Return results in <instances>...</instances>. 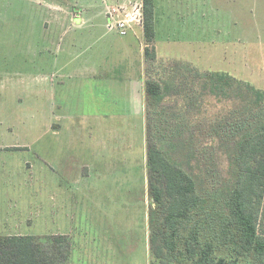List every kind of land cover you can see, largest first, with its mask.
Wrapping results in <instances>:
<instances>
[{
  "label": "rangeland",
  "instance_id": "1",
  "mask_svg": "<svg viewBox=\"0 0 264 264\" xmlns=\"http://www.w3.org/2000/svg\"><path fill=\"white\" fill-rule=\"evenodd\" d=\"M120 3L121 0L108 1L111 6ZM80 9H86L85 16L93 21L88 26V36L74 24V12ZM104 14L102 0H0V147L10 148L0 154V222L12 215L8 207L12 194L14 205L18 203L20 209L19 218L33 222L29 234L35 237L62 231L59 200L50 204L47 193L44 195L46 175L50 178L51 168L56 173L60 170L55 159L59 158L60 144L70 134L108 133V124L114 127L117 114L122 115L127 108V91L117 90L133 81V76L122 72L126 68L112 70L120 80L127 77L126 84L117 86L115 94L103 86L92 94V82L80 76L93 72L92 59L101 50H110V62L122 63L118 53L130 33L124 37L118 32L108 33ZM157 17L158 37L153 47L158 59L150 63L154 69L147 79L161 84L165 100L162 106L154 107L161 115L154 114L151 125H158L176 140L185 132L194 148L203 153V168L199 162L193 164V158L186 153L193 154L191 150H175L173 158L188 163L187 167H197L194 169L199 177L207 178V187L219 186L217 177L225 165L221 153L227 151L221 145L227 144L221 142L219 147L213 143L211 147L209 141L219 139L213 126L228 114L229 108L213 99L205 88L207 75H203L227 73L264 92V0H157ZM103 69L108 70L99 71ZM134 80L140 81V75L136 74ZM133 85L132 82L134 88ZM131 107L137 111V102L133 101ZM145 109L147 116L148 105ZM97 115L106 117L102 120L105 125L96 121ZM130 123L137 145L141 146L138 158L142 169L148 154L147 120L143 126L142 113L140 117L132 116ZM71 144L69 156L86 164L91 142ZM169 148L168 144L164 146ZM49 160L53 161L51 165ZM51 178L54 187L57 175ZM142 206L136 207L138 212ZM154 207L149 197L148 213ZM85 215L68 223L64 230L71 229L74 255L70 264H151L154 260L139 226L134 231L131 254L109 253L105 245L108 243L104 242L109 241L104 237L108 227L102 228L105 223L91 221ZM130 218L131 215L125 217L123 223L128 224ZM146 229L150 235L151 223Z\"/></svg>",
  "mask_w": 264,
  "mask_h": 264
},
{
  "label": "trees",
  "instance_id": "2",
  "mask_svg": "<svg viewBox=\"0 0 264 264\" xmlns=\"http://www.w3.org/2000/svg\"><path fill=\"white\" fill-rule=\"evenodd\" d=\"M143 12L148 78L154 69L150 63L158 59L155 0H143ZM203 76L213 99L229 108L213 126L219 139L209 141L211 147L227 144L221 145L227 151L220 152L223 173L216 159L220 179L213 188L197 167L173 158L175 150H191L186 153L193 164L203 168V153L185 132L176 140L151 125L165 93L159 82L147 79L148 185L156 206L150 213L151 264H264V92L227 73ZM71 251L66 236L0 237V264H68Z\"/></svg>",
  "mask_w": 264,
  "mask_h": 264
},
{
  "label": "crops",
  "instance_id": "3",
  "mask_svg": "<svg viewBox=\"0 0 264 264\" xmlns=\"http://www.w3.org/2000/svg\"><path fill=\"white\" fill-rule=\"evenodd\" d=\"M108 1L112 2V0H102V11L105 13L104 17H106V31L112 33L113 31L107 28V7L111 6V4H108ZM85 11L86 9H80L79 12H74V24L80 27L78 30H84V32L81 31L84 36H88V26L92 25L93 21H89L91 18L85 16ZM155 14L157 38V0H155ZM134 29H136L134 33L132 30L129 34V40L121 44L118 56L122 60V63L115 64L113 61L110 62L112 58L110 50L105 52L101 50V53L98 54L99 56L96 59H92L95 68L93 72L91 74H80L86 82H92L90 83L93 87L92 94H96L98 89H104L101 88V86L111 90V92L115 94L117 86H124L126 84V76H133L132 82L135 85L134 88L132 87V82L129 81V85L117 89L119 92L123 90L127 91L125 94L129 96L127 99H124L127 108L124 107L123 113H121L122 115L117 114V118L114 120V127L111 123L108 124V129L111 132L109 131L106 134L96 135L90 133L91 135L86 134V136L81 134H70L66 136V140L59 146V158H55L56 161L58 160L59 162L60 170L56 173L53 172L51 168L50 178L46 175L44 183V195L46 196L47 193L50 204L57 201V199L60 204L61 218L59 222L62 231H60L61 234L56 233L52 236H66L71 242L72 238L69 234L71 229L69 231L64 230L68 228V223L77 222L78 219H81L82 216L86 214V217H91V221L96 220L105 223L106 226H102V228L108 227V231H106L104 237L109 239V241L104 242L108 243L105 245L109 248V253L118 252L131 254L135 244L134 231L137 230L138 226L140 227L141 234L143 233L142 239L145 247L147 246L148 248V246H150V235L146 232V226L148 225V227H150V213H148V200L150 196L147 155L145 168L143 167L141 169L139 167L140 163L138 158L141 146L138 147L137 145V137L133 135L132 123H130L132 116L140 117L142 113H144L143 126H145L147 120L145 109L147 105V65L145 58V48L147 44L143 27H134ZM108 48L110 49L109 45ZM49 52L51 54V51ZM99 63L101 65L96 69V65ZM109 66H113V68ZM123 67L126 68V70L122 71L124 75H126V80H120L113 76L112 70H118ZM100 68H108V70L103 69L99 71ZM136 74L140 75V81L138 82L134 80ZM60 84L65 86V82H60ZM66 84H69V82H66ZM63 86L61 87L63 88ZM60 90L62 91L63 89L60 88ZM133 101H136L138 104L137 111H132L131 103ZM96 117L97 122L105 125L102 120L106 117L99 115ZM120 127H123V133ZM84 140L91 142V146L88 147V151L91 154L86 164L76 162L77 160L75 161L73 159L74 157L69 156V151L72 149L71 143H79ZM66 143L70 144L66 146ZM144 144L146 145L145 140ZM67 147L69 148L68 152ZM0 150H3L0 152V154H2L10 150V148L0 147ZM51 153L48 154L50 159H52ZM51 162L53 161L49 160V165H51ZM62 166L64 168H62ZM53 174L55 176L57 175V179L53 182L54 187H52L51 178ZM75 174V177L69 176ZM12 187V184H9V189L13 190ZM52 189L55 190L54 194L51 193ZM10 196L8 207L12 215L1 220L0 237H35V235L29 234V231L33 227V222L29 219L21 220L19 218L20 209L18 203L14 205V197L12 194ZM1 206L2 205H0V207ZM83 206H86L85 211L82 209ZM134 206L135 208L133 209L132 207ZM139 206L143 208L140 207V211L138 212L136 207ZM142 210L143 212H141ZM128 215H131V218L128 224H124L123 219ZM29 224H31V226H29ZM113 247L116 249L113 250ZM104 252L106 253V251ZM73 255L74 247L72 245L69 264L72 261Z\"/></svg>",
  "mask_w": 264,
  "mask_h": 264
},
{
  "label": "built area",
  "instance_id": "4",
  "mask_svg": "<svg viewBox=\"0 0 264 264\" xmlns=\"http://www.w3.org/2000/svg\"><path fill=\"white\" fill-rule=\"evenodd\" d=\"M117 6L107 7V28L127 36L134 27H143V0H121Z\"/></svg>",
  "mask_w": 264,
  "mask_h": 264
}]
</instances>
